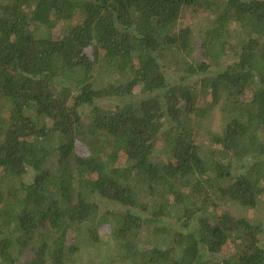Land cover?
Returning <instances> with one entry per match:
<instances>
[{"label": "trees", "instance_id": "trees-1", "mask_svg": "<svg viewBox=\"0 0 264 264\" xmlns=\"http://www.w3.org/2000/svg\"><path fill=\"white\" fill-rule=\"evenodd\" d=\"M262 192L264 0H0V264H264Z\"/></svg>", "mask_w": 264, "mask_h": 264}, {"label": "rangeland", "instance_id": "rangeland-1", "mask_svg": "<svg viewBox=\"0 0 264 264\" xmlns=\"http://www.w3.org/2000/svg\"><path fill=\"white\" fill-rule=\"evenodd\" d=\"M212 16L206 14L204 11H194L191 7L184 5L181 9V12L179 14V17L176 21V28H180V27H184V26H190L195 32H198L197 30L200 28L205 27L211 20ZM231 56L230 55H226L224 57H222L218 62L213 63V65L211 66V69L215 68L216 66H225L227 63H229L231 61ZM173 61V60H171ZM177 77L176 73H172L169 76V80H174ZM196 79V77L194 78V80ZM196 86L198 87L199 85L196 84ZM113 104V100L111 99H102L97 101V105L99 106H103V107H109L112 106ZM85 113H89V109H84ZM213 122V125H215L216 121H217V114L215 113L213 115V117L209 120ZM198 142L200 144H202L203 147H205L206 149L210 148V144L207 142V138L205 136V133L203 131L200 132V137H198ZM159 149V148H158ZM160 156H163L159 153ZM29 175L25 177L26 180L29 179ZM216 206L214 207L213 213L214 214H219V213H224V212H229L232 215H237V216H245L247 218H249L252 221H256L257 223H261L263 225L264 228V192H262L260 195H258V200L257 203L254 207L251 208H242L239 205H237L236 203H233L232 201H218L216 202ZM103 206V203L101 204V212H103V209H105ZM263 241H264V232L262 235ZM101 239L103 241V243H111V239L110 236L108 234V229H107V225L103 226L102 230H101ZM144 241H146V239L144 238ZM234 248L232 246L231 243H226L223 247H222V251H221V255L220 256H227L230 255L231 253H233ZM99 252V250L96 249L93 250V253H91L90 255H84L87 258L86 263L84 264H91L92 262L90 261L92 259V255H97V253ZM219 256V257H220ZM222 256V257H223ZM18 264H23V262H19Z\"/></svg>", "mask_w": 264, "mask_h": 264}]
</instances>
